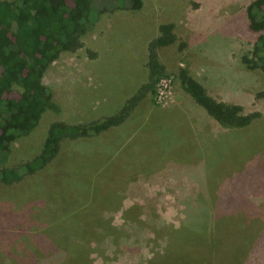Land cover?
<instances>
[{
	"label": "rangeland",
	"instance_id": "1",
	"mask_svg": "<svg viewBox=\"0 0 264 264\" xmlns=\"http://www.w3.org/2000/svg\"><path fill=\"white\" fill-rule=\"evenodd\" d=\"M140 1L133 9V0H94L84 46L63 52L45 73L55 106L11 144L0 169L38 155L55 121L90 124L119 113L149 82V43L162 23H173L177 42L159 49L166 67L160 96L147 92L121 125L66 140L44 169L0 183V264H23L36 247L25 250L29 238L42 248L75 237L69 215L99 196L105 199L92 212L112 219L118 231L92 243L93 264H150L174 229H196L200 210L220 216L221 240L207 254L215 264L229 256L236 264H264V97H257L264 71L243 61L254 57L257 41L246 14L253 0ZM183 67L217 99L261 116L244 128L222 127L183 93ZM192 129L196 140H183ZM179 234L194 237L185 228ZM183 250L188 260L200 256L197 247Z\"/></svg>",
	"mask_w": 264,
	"mask_h": 264
},
{
	"label": "trees",
	"instance_id": "2",
	"mask_svg": "<svg viewBox=\"0 0 264 264\" xmlns=\"http://www.w3.org/2000/svg\"><path fill=\"white\" fill-rule=\"evenodd\" d=\"M93 3L94 0H0V162L9 152L11 144L21 135L30 133L45 111L55 106L52 92L44 83L45 73L63 52L75 51L84 46L82 37L95 23L92 18ZM132 3L133 9L141 5L140 0H133ZM246 14L248 27L257 34V41L253 49L254 57L245 55L243 61L248 68L264 71V0L250 2L246 6ZM177 40L175 25L162 23L159 35L148 45L149 82L128 100L119 113L90 124H70L64 121L51 123L41 152L19 166L1 168L0 183L13 184L26 175L44 169L59 155L66 140L99 135L124 123L147 92L157 93L156 87L166 69L160 61L159 49L171 46ZM178 78L183 90L226 129L244 128L261 116L259 112L246 113L239 104L217 99L188 68H181ZM15 88H19L17 96L13 95ZM257 97L263 98L264 90L259 91ZM104 199L99 196L97 199L86 200L76 208L77 214L70 212L69 217L74 216L70 235L74 234L75 237H65L58 241L59 244L53 240L51 245L47 243L42 248L29 238L25 250L34 245L36 247L29 258L22 259L23 264H54L52 261L55 264H70V261L74 264H93L92 243L118 231L112 219H105L102 214L92 212ZM108 202L111 200L108 199ZM186 212L190 217L189 210ZM200 212L204 219L197 221L196 229L186 226L174 229L164 252L156 253L149 260L150 264L217 262V259L213 260L207 254L208 250H213V243L221 240V236L217 235L220 216L218 212ZM191 216H195V212ZM183 228L194 237L184 241L179 234ZM195 247L200 249V256L188 260L183 255V248L189 251ZM62 252L65 255L61 259H51ZM167 254L171 260L163 263ZM236 263V257L229 256L225 264Z\"/></svg>",
	"mask_w": 264,
	"mask_h": 264
},
{
	"label": "crops",
	"instance_id": "3",
	"mask_svg": "<svg viewBox=\"0 0 264 264\" xmlns=\"http://www.w3.org/2000/svg\"><path fill=\"white\" fill-rule=\"evenodd\" d=\"M194 76H195V75H194ZM195 77H196V76H195ZM198 80H199V79H198ZM199 81H200V80H199ZM200 82H201V81H200ZM201 83H202V82H201ZM202 84H203V83H202ZM203 85L205 86V84H203ZM205 87H206V86H205ZM206 88H207V87H206ZM207 90H208V89H207ZM208 92H209V91H208ZM183 93L187 96V98L189 99V101H192V100H191L192 98L188 95V93L186 94L185 91H184ZM188 128H189V127H188ZM188 128L186 127L185 129L188 130ZM186 135H187V134H184V135H183V136H184V139L182 138L183 140L186 139V140H191V141H193V142L196 140L195 135H194V130H193V129H192V133H191V135H188V136H186ZM185 137H186V138H185ZM189 137H190V138H189ZM191 141H190V142H191Z\"/></svg>",
	"mask_w": 264,
	"mask_h": 264
},
{
	"label": "built area",
	"instance_id": "4",
	"mask_svg": "<svg viewBox=\"0 0 264 264\" xmlns=\"http://www.w3.org/2000/svg\"><path fill=\"white\" fill-rule=\"evenodd\" d=\"M162 80H164V78H162ZM162 80H161V81H162ZM161 81H160V82H161ZM160 82H159V85H160ZM160 92H161L160 88H157V97L160 96Z\"/></svg>",
	"mask_w": 264,
	"mask_h": 264
}]
</instances>
